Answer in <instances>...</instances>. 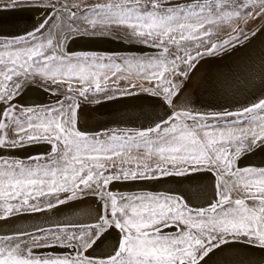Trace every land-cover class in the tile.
I'll list each match as a JSON object with an SVG mask.
<instances>
[{
	"label": "snow or ice",
	"instance_id": "6c2138e0",
	"mask_svg": "<svg viewBox=\"0 0 264 264\" xmlns=\"http://www.w3.org/2000/svg\"><path fill=\"white\" fill-rule=\"evenodd\" d=\"M18 5L46 7L48 13L23 35L0 38V150L40 142L51 147L26 160L0 155V220L89 196L99 206L91 222L0 235V264H202L240 240L264 250V166H238L243 156L264 151V98L235 111L202 113L180 106L184 79L204 57L235 49L241 36L247 41L249 33L240 25L264 21V0H94L84 7L77 0L59 7L10 0L4 7ZM220 23L231 32L218 43L212 36ZM115 29L126 30L156 55L67 50L79 38H102ZM133 76L151 86L133 83ZM37 78L49 89L66 86L58 107L15 103ZM120 81L161 97L171 112L137 130L91 136L80 131L74 97L112 99L110 93L122 91ZM204 170L215 181L206 205L193 206L179 195L110 190L115 182ZM110 237V251L89 254ZM39 248L71 252L38 255Z\"/></svg>",
	"mask_w": 264,
	"mask_h": 264
},
{
	"label": "bare ground",
	"instance_id": "6f19581e",
	"mask_svg": "<svg viewBox=\"0 0 264 264\" xmlns=\"http://www.w3.org/2000/svg\"><path fill=\"white\" fill-rule=\"evenodd\" d=\"M47 13L46 7L18 5L15 10L0 7V34H2L0 37L23 35L26 31L32 30ZM251 32H255V35H251ZM248 33L249 39L244 41V37H241L243 43L235 49L218 54L215 57L216 59L211 58L209 60V58H206L197 64L188 78L189 83L187 84V81H185L186 85L182 88V104L207 103L210 100L214 102L221 99L217 103L244 106L264 98V21ZM70 44L74 48L90 47L105 50L119 48L142 49L146 47L132 40L110 34L102 38H79L74 42H70ZM29 86H31L28 88L29 91L24 93ZM42 90H44L42 86L30 84L23 88L19 97L25 103L28 101L41 103L48 96L52 98L53 94L47 95ZM154 96L149 93L139 95L135 93V95L121 97L113 101L109 100L99 103L97 106L95 105L90 110L81 109L79 118L82 122L85 121L88 127L102 125L103 120L106 122L133 119L148 120L161 115L165 111L162 98ZM45 145L43 142L33 143L8 151L25 156L36 151H44ZM256 154L260 155L261 160H264V151L250 154V160L255 161L256 158H259ZM214 182L213 175L204 170L179 177H162L153 181L115 182L110 185V189L123 192L140 190L141 188H164L176 191L180 196H187L188 202L206 205L213 198ZM98 206V201L89 196L70 201L54 209H45L41 212H24L26 214H22L23 212L17 213L7 220H0V231H26L46 223L60 226V224L64 225L70 221L91 222L96 216ZM114 236L115 232L112 233V237ZM112 242L113 240L110 237L103 247L94 249L90 254L99 256L110 251ZM242 243L227 244L220 252L217 251L216 256L211 255L210 264H250L264 257V250Z\"/></svg>",
	"mask_w": 264,
	"mask_h": 264
},
{
	"label": "rangeland",
	"instance_id": "374dc122",
	"mask_svg": "<svg viewBox=\"0 0 264 264\" xmlns=\"http://www.w3.org/2000/svg\"><path fill=\"white\" fill-rule=\"evenodd\" d=\"M37 2L41 3L42 5H47V4H49L51 2V3H55L56 6L59 7V4L60 3H63L64 0H37ZM68 2L71 4L73 2V0H68ZM77 2L80 3L81 7H84L87 4L93 3L94 0H77ZM237 2H241V0H237ZM8 3H10V0H0V7H4ZM51 14L53 16L55 15L54 13H51ZM261 22L262 21L257 22L255 24L250 23L249 25H244L243 23H241L240 26L242 28H244L245 32L248 33L250 30H252L256 26H258ZM213 31H214V35L212 36V40L219 43V42H222L223 40L229 38V33L231 32V28L226 23H220V24H218L216 26H213ZM109 34L110 35H114V36H118V37H122V38H126L128 40H131L127 36L126 30L115 29L112 32H110ZM241 37H243V36H241ZM0 38H3V37H0ZM75 48L69 43L67 50L69 51V50H73ZM69 52H71V51H69ZM98 54H113V53L99 52ZM115 54H118L120 57L128 56V57H138V58H142V57H145V56H154V55H156V50H154L152 48H149V47H145V48L139 49L136 52H122V53H115ZM117 62H120V61L118 60ZM122 74L123 75H127L126 73H122ZM118 75H121V74H118ZM185 81H187L186 82L187 84L189 83L188 78L187 79H184L183 83L181 84V88H183L186 85ZM132 82L133 83H136L138 85L139 84H143L145 87H150L151 86V85L147 84L146 82H144L143 80L136 78L135 76L132 77ZM30 84H38V85L42 86L44 90L46 89L48 92H50L52 94L55 93V94H53L52 98L48 96L46 99H44V102L43 103H45V102L47 103L48 101H51V102L49 104L30 105V104H26L25 102H23L20 99V97H18L17 100L15 101V103L18 106L19 105H26V106L58 107L57 101L63 99L64 93L66 91V86L63 89H57L55 86H53L51 89H49L47 87L48 82L45 81V80L39 79V78H37L36 80H34V81L26 84L25 87L27 85H30ZM118 86L121 88L122 91L121 92L110 93V95H112V97H116V96H120V95H126V94L123 93V90L124 89H127L132 94H135V93L136 94H142V93L148 94L146 92L141 91V89L139 87H137L136 89H130V88H128V81H120ZM109 87H116V85H112L111 82H110L109 83ZM150 95H152V94H150ZM74 98H75L76 102L79 105L82 102L85 103V101L86 102H96V101H101V100L107 99V98H105L103 96V94H101L99 97H93V96L89 95V98L88 99H85V98H82V97H79V96H75ZM64 103H65V106H67L68 101H64ZM180 106L186 107V108H188L190 110H193V111H196L197 110L196 112H202V113L222 112V111H225V110L235 111V110L232 109V107H228V106L210 107V105H208L206 103H203V102L190 103L188 105L187 104L184 105V104L181 103ZM170 112H171V109L168 108V111L166 113H164V114H161L160 116L161 117H166V114H169ZM161 117H159V118H161ZM158 119L156 121H158ZM156 121H154V122H156ZM108 127L109 126L103 127V128H106V129L103 130V131H101V132H98V133L99 134H103L105 132H109L110 130H116L117 132H119L120 130H122V129H107ZM77 128L80 131H83V132L87 133L86 131H84V129H82L80 127L79 123H77ZM137 129H139V128L132 129V130H137ZM98 133H87V134L91 136V135H95V134H98ZM101 138H103V136H101ZM45 144L48 147L47 149L45 148L44 151H40V152L36 153L35 155L30 156V157L40 156V155H43V154L49 152L51 146L49 144H47V143H45ZM139 151L142 152L143 149H140ZM134 154H135V150H134ZM0 155H3L5 157L25 159V160L27 158H29V157H23V156H21L20 154H17V153H13V151L12 152H9L8 150H0ZM249 155L243 156L241 159H239L238 166H240V167H245V166H249V165L256 166V165H253V164H249L248 163V161L250 160ZM256 155L259 158H256L254 162H257V163L260 162V161L261 162H264V160H261L260 155H258V154H256ZM250 161H252V160H250ZM110 190L117 191V192H122V191H119L117 189L115 190V189H112V188ZM142 192H153V193H164V194H171V195H179V193H176V191H169V192H166V191H151V190L123 191V193H142ZM191 205H193V204H191ZM200 205H202V204H200ZM193 206H198V205L194 204ZM60 226H63V225H60ZM56 227L57 226L44 227L42 229H53V230H55ZM39 230L40 229H37V230H34L32 232H28V233L29 234H39ZM7 235H19V234L18 233H12V234H7ZM67 250H68L67 252L64 251V252H59L58 253V252H55V251H51L50 248H48V249L39 248L36 251H37V254L38 255H63V254H67V253H70L71 252V249H67ZM93 256H95V255H93Z\"/></svg>",
	"mask_w": 264,
	"mask_h": 264
},
{
	"label": "water",
	"instance_id": "95a60500",
	"mask_svg": "<svg viewBox=\"0 0 264 264\" xmlns=\"http://www.w3.org/2000/svg\"><path fill=\"white\" fill-rule=\"evenodd\" d=\"M139 49H137V48H119V49H110V50H105V49H94V48H90V47H88V48H86V47H84V48H75V49H73V50H69V51H71V52H79V51H92V52H97V53H99V52H105V53H122V52H136V51H138ZM217 55H213V56H207V57H204L202 60H200L199 62H202L204 59H206V58H209V60H211V58H214V59H216L215 57H216ZM218 58V57H217ZM199 64V63H198ZM31 86H29V87H27L26 89H25V91H24V93L25 92H27V91H29V89L28 88H30ZM44 93H46L47 95H49L50 94V92H48L46 89L45 90H42ZM31 92V91H30ZM52 94V93H51ZM142 94H144V93H142ZM131 95H135V94H131ZM131 95H129V94H126V95H120V96H116L115 98H112V99H105V100H101V101H96L97 103H95V102H82L81 104H80V107H79V109H78V123H79V125H80V127L82 128V129H84V131H86L87 133H98V132H101V131H103V130H105L106 128H103V127H107V126H109L107 129H136V128H139V129H141V128H146V127H148V126H150V125H152L153 123H154V121H156L159 117H160V115H158V116H156V117H153V118H151V119H148V120H136V119H133V120H127V121H120V120H118V121H113V122H111V121H108V122H106L105 120H103L102 121V125H95V126H87L86 124H85V121L84 122H82L81 120H80V118H79V114H80V111H81V109H88V110H90V109H92V108H94V106L96 105H98L99 103H104V102H106V101H109V100H111V101H113V100H116V99H118V98H121V97H126V96H131ZM139 95V94H138ZM205 95H207V94H205ZM154 97H156V96H154ZM158 98V97H157ZM215 99V98H214ZM213 99V100H214ZM219 100H221V99H218V100H215L214 102H212V100H210V101H208L206 104H208V105H210V107H220V106H228V107H232V109L233 110H237V109H240V108H242V107H244V106H247V105H244V106H242V105H231V104H228V103H217ZM51 101H48L47 103L45 102V103H43V102H33V101H28L26 104H30V105H38V104H49ZM216 103V104H215ZM168 111V107L165 105V111L162 113V114H164V113H166ZM105 121V122H104ZM105 123V124H104ZM104 125H106V126H104ZM85 126H87V127H85ZM45 148L47 149L48 147H47V145H45ZM44 148V149H45ZM38 152H40V151H38ZM37 151L36 152H33V153H31V154H29V155H22V154H20L21 156H23V157H30V156H33V155H35L36 153H38ZM17 154H19V153H17ZM248 163L249 164H253V165H256V166H264V162H254L253 160L252 161H248ZM140 190H151V191H166V192H169V191H173V190H168V189H164V188H158V189H151V188H141ZM183 197L187 200V196H184L183 195ZM188 201V200H187ZM189 203L190 204H195V203H193V202H190L189 201ZM197 205V204H196ZM31 213V212H30ZM22 214H26V213H22ZM61 225V224H60ZM52 226H58L57 224H53V223H46V224H43V225H39V226H37V227H35V228H32V229H28V230H26V231H18V232H7L6 230H4V231H0V235H7V234H12V233H18V234H20V233H28V232H32V231H34V230H37V229H40V228H44V227H52ZM234 242H237V243H240V242H243L242 244H244V245H249V244H247L246 242H244L243 240H241V241H230L228 244H230V243H234ZM224 246H226V245H223L222 246V248L224 247ZM249 246H253V245H249ZM256 248H258V247H256ZM260 249V248H259ZM50 250L51 251H55V252H67L68 250L67 249H65V248H55V249H51L50 248ZM217 251H221V250H216L213 254H214V256H216L217 254H218V252ZM213 254H210V257H211V255H213ZM210 257L209 258H206V261L205 262H202V264H210V262H209V259H210ZM264 263V257L262 258V259H259V260H257V261H255V262H253V263H250V264H263ZM211 264H216V263H211Z\"/></svg>",
	"mask_w": 264,
	"mask_h": 264
}]
</instances>
